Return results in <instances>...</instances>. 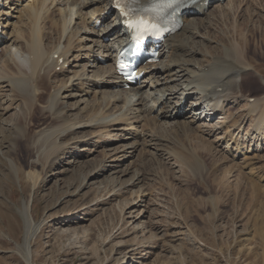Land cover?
Here are the masks:
<instances>
[{"label":"rangeland","instance_id":"374dc122","mask_svg":"<svg viewBox=\"0 0 264 264\" xmlns=\"http://www.w3.org/2000/svg\"><path fill=\"white\" fill-rule=\"evenodd\" d=\"M26 1L19 0L18 8ZM65 2L57 4L52 16L42 21L43 40L46 37L51 42L53 35L49 38L47 33L50 20L65 14ZM238 2L233 0L226 7L212 2L205 14L192 17L198 18L201 25L200 36L191 40L199 52L194 54L195 60L208 62L211 55L227 58L235 46L244 54L248 68L252 67L248 72L245 67V76L240 81L247 101L228 109L229 116L234 118L226 124L228 132L230 129V133L234 132L233 139L230 135L225 137L231 147L237 146V136L243 140V135L264 113L258 108L253 110L241 125L248 100L264 98V0ZM96 7L100 5L93 4L87 11ZM14 12L12 21L17 20ZM89 18V14L81 15V19L74 15L78 27ZM106 21L109 23L110 18ZM80 36L87 38V33ZM82 37H77L75 43L81 45ZM200 40L206 47L199 45ZM6 44L0 43V58L5 57L2 47ZM168 54L166 51L159 63H155L159 68ZM168 74L160 71L157 75L165 78ZM168 82L171 85V80ZM85 84L79 90L72 85L74 89L68 92L83 95L77 97L84 102L79 107L95 100L94 90L84 96ZM162 87L159 85L158 89ZM44 97L45 93L41 101ZM100 97L95 104L101 102ZM17 99L18 95L11 93L9 87H0V103L4 105L9 100L6 113L0 111V264H264V143L229 156L222 149L224 143L219 146L212 141L207 143L195 134L186 114L165 120L161 115L163 105L157 103L158 107L148 112L149 103L148 120L132 123L130 127L138 132L143 129L160 139L157 146L166 157L170 154L178 159L176 156L183 154L186 160L181 161V169L174 165L175 160L165 159V155L160 157L156 145L144 144H140L136 159L132 157L123 163L109 159L104 166L99 152H107L123 141L118 138L119 134L124 137L125 132L115 128L109 129L110 135L106 136V139L114 138L111 145L100 142L94 148L91 142L94 134L90 135L94 129H88L74 134H85L80 138L83 143L74 148L69 146L57 155L52 152L48 161L36 160L37 143L32 147L31 141L49 123L48 112L41 113L35 106L31 114L25 109L27 115L22 117L23 112L19 114L14 109ZM192 99H183L181 105L193 102ZM74 101L70 97L66 100L67 117H75L76 111L68 106ZM173 121L184 127L174 126ZM125 124L114 127L126 128ZM164 125L165 130L161 131ZM234 125H240L239 134H235ZM121 153L116 156L120 157ZM51 159L53 162L48 163ZM132 181L131 185L123 186ZM27 205L33 226V235L27 241L28 260L23 215ZM119 205L125 208L122 217Z\"/></svg>","mask_w":264,"mask_h":264},{"label":"bare ground","instance_id":"6f19581e","mask_svg":"<svg viewBox=\"0 0 264 264\" xmlns=\"http://www.w3.org/2000/svg\"><path fill=\"white\" fill-rule=\"evenodd\" d=\"M15 1L0 0V20L3 23V32L5 33L6 30H9V37L4 40L7 44L3 47L1 46L5 57L0 58V87H9L11 93L18 95V102L13 107L16 110L18 109L19 114L23 112L22 117L27 115L24 113L25 109H28L31 114L35 106L39 107L41 113L48 112L46 116L49 118V123H45L46 126L39 129L35 133V139L31 141L32 147L37 143L35 146L36 160L48 161L49 159L47 158L51 154L55 153L57 155L60 153L59 151L63 150L64 152L69 146V148H74L75 145L83 143L82 141L84 140H80V138L86 135L74 136V134L85 132L88 129H94L91 134L89 132L90 135L94 134V138L91 141L94 144V148L99 147L100 142L111 145V140L114 138L106 139V136L110 135L108 130L111 129L113 131L112 128L125 133L124 137L119 134L118 139L123 141L117 143L115 147L109 148L107 152L103 151L101 154L99 152L100 157L103 158V165L105 166V162L109 159L110 161L119 159L118 161L121 163L132 157L136 159L135 154L141 147L140 144L149 147L150 145L160 146V139L155 138L152 133L144 132L142 131L143 129L138 132L136 131L137 128L132 130L130 127L132 123L148 120L150 115L146 114V109L149 103H151V107L148 112H152L157 103L163 105L161 115L165 120L174 119L176 115L186 114L187 122L194 129L195 134L203 137L207 143L212 141L217 143V146L224 143L222 149L229 156L234 157L241 152V149L246 147L250 151L256 145L263 146L264 113H261L260 118L243 135V140H238L237 136L235 139L237 141L236 147L229 146V142L225 138L228 135H230L231 139L234 137V132L230 133L232 132L231 129L228 132V125L226 126L227 122L234 119L229 116L230 111L228 109L232 105L237 106L242 100L247 101L240 89V81L245 76L243 71H246V68L249 67V64L243 58L244 54L239 53L238 48L234 46L236 44H234L232 45L234 46L232 50L235 51L230 52L229 57L226 58L223 55L225 58H220V56L214 58L209 55L210 59L208 62L199 63L198 60H195L196 55H194L199 53L197 51L198 48L194 47L195 45H192L193 43L191 42L192 38L200 36L199 28L201 27L200 23L197 22L198 18L192 17L205 14L208 5L212 2L222 3L225 1L222 4L226 7L233 0H210L204 7L198 6L204 0L195 3L193 9L182 17L183 25L180 30L168 37L161 45V55L169 51L167 60L160 63L162 67L159 68L158 64L140 66V70L143 71L142 78L128 89H124L122 79L114 71L111 53L115 46L122 45L121 41L125 37V28L121 25L120 17L115 11L109 23L101 15L105 10H108V13L113 11L111 9L112 0H66L64 6L65 14L50 20V30L47 33H49V38L53 35L51 42H47L48 40H45L46 37L43 40L41 34L44 29H42V21L50 16L52 9L57 4H62L64 0H28L22 8H18L19 4ZM140 1L148 4L151 0ZM238 1L239 4L243 3L244 0ZM15 4L17 6H14ZM93 4H99L100 7L93 8L88 12L87 9ZM13 11L17 12V15H13L17 19L14 21H18L17 24L11 18ZM75 14H77V19H81V15L87 14L90 15V18L88 22L82 21L81 27H78L76 25L77 22L74 21ZM80 33H87V38L80 36ZM77 37H82L81 45H78L79 42L75 43ZM87 42L90 44L88 45ZM198 43L206 47L202 40L198 41ZM60 59H62V62L59 61ZM81 62L83 63L81 64ZM206 67L208 68L206 69ZM251 68H248L247 72ZM160 71L169 72L168 77L164 76L165 78H161L160 75L158 76L157 74ZM4 72L11 75L9 76L8 74L6 76L7 74L5 73V75ZM59 76L60 78H58ZM75 80L76 82L73 83ZM170 80L171 85L168 82ZM83 83H86L85 88L82 89L84 96H87L88 91L94 90L95 100L89 105L85 104L79 107L84 102L78 100L77 97L83 95L68 92L74 89H71L72 85H75L78 89L83 86ZM159 85L163 87L158 89ZM158 90L163 91V93H158ZM43 93L46 94V97H44V101H41ZM69 97L70 99H75L73 103H67L71 110L74 109L76 111L73 118L66 115V109H68L66 100ZM98 97L102 100L95 104ZM172 98L175 99L172 100ZM189 98H193L195 104L191 102L187 105H181L183 99L187 101ZM248 101L249 107L246 106L243 110L245 114L241 120V125L246 123V117L253 110L257 108L260 111L264 110L260 106H264V98L262 96L256 99H249ZM7 102L9 103V100ZM118 102L123 103L119 106ZM203 102L206 104H203ZM8 103L4 105L0 103V111L4 110L6 113ZM201 104L206 108L202 110ZM139 105H141L140 108L136 107ZM152 118L154 121L157 120V116ZM118 123H126V128L114 127ZM172 124L184 127V125L176 121H173ZM165 127L164 125L161 131L165 130ZM233 127L237 130L235 134H239L240 125H234ZM127 129L132 131H126ZM72 133L73 135H71ZM199 140L201 143L204 142L201 138ZM122 142L127 143L120 145L123 144ZM154 150L157 151L156 149ZM204 150L206 151V149ZM233 151L235 152L234 154ZM118 152H122L120 157L116 156ZM158 155L160 157L165 155L161 148H159ZM176 158L178 159H174L170 154L167 157L165 155V159L175 160L174 165L181 169V161L184 162L186 157L181 154L177 155ZM53 160L51 159L48 163H52ZM100 169L103 168L101 167ZM132 183L134 181L123 186L127 187ZM124 209V206L121 208L119 205L118 211L121 217L125 212ZM23 215L25 223V255L26 260H28L27 241L33 235L32 218L28 205L24 208Z\"/></svg>","mask_w":264,"mask_h":264},{"label":"snow or ice","instance_id":"6c2138e0","mask_svg":"<svg viewBox=\"0 0 264 264\" xmlns=\"http://www.w3.org/2000/svg\"><path fill=\"white\" fill-rule=\"evenodd\" d=\"M136 0H127V11H125V5L121 3V0H117V6L121 8L122 15H131L133 12L137 13L135 19H128L126 25L129 28L136 29L140 34L152 33L158 30V24L156 22L150 21L142 16H139L138 13L141 11L139 8H132L131 5L135 3ZM175 0H171L170 3L161 5V11L163 8L171 7V3H174ZM147 11V9H144Z\"/></svg>","mask_w":264,"mask_h":264}]
</instances>
